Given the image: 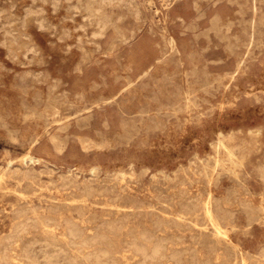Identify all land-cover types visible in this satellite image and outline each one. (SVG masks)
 I'll return each instance as SVG.
<instances>
[{
	"label": "rangeland",
	"instance_id": "1",
	"mask_svg": "<svg viewBox=\"0 0 264 264\" xmlns=\"http://www.w3.org/2000/svg\"><path fill=\"white\" fill-rule=\"evenodd\" d=\"M92 1L0 0V264H264V0Z\"/></svg>",
	"mask_w": 264,
	"mask_h": 264
},
{
	"label": "bare ground",
	"instance_id": "2",
	"mask_svg": "<svg viewBox=\"0 0 264 264\" xmlns=\"http://www.w3.org/2000/svg\"><path fill=\"white\" fill-rule=\"evenodd\" d=\"M92 2H94V0L92 1ZM124 2H125V0H124ZM90 3V2H89ZM98 3V2H97ZM91 4V3H90ZM90 4H86V5H90ZM108 4V3H107ZM147 4V3H146ZM92 5V4H91ZM93 6H95V5H93ZM98 7H99V5H97ZM89 10V9H88ZM155 10V9H154ZM91 11V10H90ZM94 11V10H93ZM102 16H105V15H103L102 14ZM98 17V16H97ZM93 18V17H92ZM99 18V17H98ZM101 18V17H100ZM252 20V19H251ZM252 22V21H251ZM96 27V26H95ZM94 27V28H95ZM99 31V30H98ZM226 32V31H225ZM98 33H100V32H98ZM251 34V33H250ZM250 37H251V35H250ZM169 44L171 45V49L172 48H174L175 47V41H174V39L173 38H171L170 40H169ZM230 48V47H229ZM228 49V48H227ZM231 79V78H230ZM50 118V117H49ZM26 157H30L29 156V154L27 153L26 154V156H25V158ZM31 158V157H30ZM32 160V159H31ZM215 162V161H214ZM214 166V165H213ZM233 176V175H232ZM209 195H210V193H209ZM206 196H207V193H206ZM264 200V199H263ZM211 202L210 201H207L206 202V200H205V203L203 204V207H202V210H203V218H204V221H206V222H208L209 224H211L216 230H217V232H222L221 231V226H220V224H219V222H218V220H217V218H216V216H215V213H214V211H213V208H212V206H211V204H210ZM261 209V208H260ZM263 210V209H262ZM264 212V211H263ZM38 216V215H37ZM85 216V215H84ZM232 216V215H231ZM172 217H174V216H172ZM175 218V217H174ZM44 219V218H43ZM176 219H177V217H176ZM47 220V219H46ZM69 220V219H68ZM28 221V220H27ZM40 221H41V219H40ZM45 221V220H44ZM48 221V220H47ZM76 222V221H75ZM39 223V222H38ZM42 223V222H41ZM40 223V224H41ZM68 223V222H67ZM80 223V222H79ZM22 224V223H21ZM44 225H45V223H44ZM75 225V224H74ZM70 226H71V228L73 227L72 225H71V223H70ZM43 227V226H42ZM105 227V226H104ZM135 227V226H134ZM212 227V228H213ZM70 228V227H69ZM70 228V229H71ZM45 229H46V225H45ZM48 229V228H47ZM66 230H67V228H66ZM77 230V229H76ZM80 230H81V228H80ZM53 231V230H52ZM73 231V230H72ZM153 231V230H152ZM70 232V230H67V234ZM80 232V231H79ZM72 233V232H71ZM74 233H77V234H79L78 232H76L75 231V229H74ZM83 234L84 235V233L81 231L80 232V234ZM96 233V232H95ZM110 233L111 234H115L116 233V229L114 228V226H111L110 227ZM223 233H225V232H223ZM79 234V235H80ZM81 234V235H82ZM218 234V233H217ZM69 235V234H68ZM71 235V237H73V235L72 234H70ZM85 235H87V234H85ZM84 235V236H85ZM139 235V234H138ZM150 235V234H149ZM214 235H216V234H214ZM225 235V234H224ZM148 236V235H147ZM218 236H219V234H218ZM68 237V236H67ZM76 237V236H75ZM77 237H78V235H77ZM86 237V236H85ZM102 237H104V236H102ZM139 237V236H138ZM137 237V238H138ZM199 237V236H198ZM66 238V237H65ZM81 238V237H80ZM110 238V237H109ZM108 238V240H107V243H105V244H107V248L106 249H102L103 250V254L104 255H108V256H110V255H112V254H114V253H117V252H121V251H123V250H125V249H122V248H124V247H122V248H119V247H117V246H115V245H113L112 244V240L111 239H109ZM3 239V238H2ZM8 239V238H7ZM78 239V238H77ZM94 239V238H93ZM96 239H98V238H96ZM122 239V238H121ZM4 240V239H3ZM83 241H84V239H82ZM86 240V239H85ZM95 240V239H94ZM133 240H134V238H133ZM132 240V241H133ZM138 239H136V241H137ZM140 240H143L144 242V244H140V245H138L137 244V248H136V250H138V252L140 251L142 254H140V255H144L143 256V258H144V260H146V256H149L150 257V259H154V260H156V261H158V257L159 256H161L160 255V253H161V245L157 242V243H151V240H149V238H147L146 236H142L141 235V239ZM179 240V239H178ZM192 240V239H191ZM224 240V239H223ZM227 240H229V239H227ZM92 241V240H91ZM135 241V240H134ZM193 241V240H192ZM197 241V240H196ZM85 243H87L86 241H84ZM99 242V241H98ZM117 242V241H116ZM131 242V241H130ZM138 242V241H137ZM35 243V242H34ZM93 243V242H92ZM128 243H129V241H128ZM135 243V242H134ZM134 243H132V244H134ZM197 243V242H196ZM16 244V243H15ZM82 244V243H81ZM84 244V243H83ZM103 244V243H102ZM131 244V243H130ZM194 244V243H193ZM198 244V243H197ZM1 245V244H0ZM12 245V244H11ZM10 245V246H11ZM89 245V244H88ZM128 245V244H127ZM232 245V244H231ZM103 246V245H102ZM133 246V245H132ZM196 246V245H195ZM80 247H81V245H80ZM84 247L86 248L87 247V244H86V246L84 245ZM104 247V246H103ZM133 247H136V245L135 246H133ZM68 248H70V247H68ZM99 249V248H98ZM224 249V248H223ZM100 250V249H99ZM148 250H150V252L149 253H147V251ZM78 251V250H77ZM132 251V250H131ZM134 252H135V254H136V251L135 250H133ZM132 251V252H133ZM178 251V250H177ZM87 252V251H86ZM99 252H101V251H99ZM126 252V251H125ZM127 252H128V250H127ZM220 252V251H219ZM89 253V252H88ZM88 253H85V255H87ZM94 253H95V251H94ZM124 253V252H123ZM78 254V253H77ZM100 254V253H99ZM127 254V253H126ZM132 254V253H131ZM134 254V255H135ZM196 254V253H195ZM92 255V254H91ZM102 255V254H101ZM119 255V254H118ZM88 256V255H87ZM90 256V255H89ZM88 256V257H89ZM98 256V255H97ZM97 256L95 255V257L97 258ZM107 256V257H108ZM128 256V255H127ZM127 256L125 255V254H123L122 255V257L124 258V260H125V262H127L128 261V259H127ZM132 256V255H131ZM137 256V255H136ZM204 256H205V254H204ZM256 256V255H255ZM254 256V257H255ZM103 256H101V258H102ZM85 258V257H84ZM100 258V259H101ZM128 258H131V257H128ZM138 258H139V256H138ZM142 258V259H143ZM13 259V258H12ZM109 259H110V257H109ZM118 259V258H117ZM85 260V259H84ZM93 260V259H92ZM91 260V261H92ZM98 260V259H97ZM111 260V259H110ZM112 260H115L114 258L112 259ZM161 260V259H160ZM9 261H10V259H9ZM12 261H14V260H12ZM17 261V260H16ZM90 261V262H91ZM96 261V260H95ZM138 261H139V259H138ZM141 261V260H140ZM213 261V260H212ZM18 262V261H17ZM110 262V261H109ZM143 262V261H142ZM147 262H148V260H147ZM19 263V262H18ZM111 263L112 264H117V261H111ZM129 263V262H128ZM140 263V262H139ZM233 263V262H232ZM255 263V262H254ZM22 264V263H21ZM100 264V263H99ZM102 264V263H101ZM104 264V263H103ZM144 264V263H143ZM149 264H157V263H154V262H149ZM172 264V263H171ZM219 264V263H218ZM235 264V263H234Z\"/></svg>",
	"mask_w": 264,
	"mask_h": 264
}]
</instances>
